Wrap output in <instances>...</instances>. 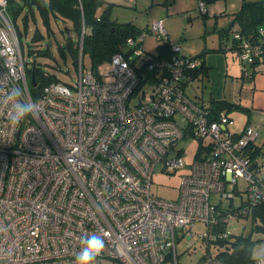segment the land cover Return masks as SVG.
Instances as JSON below:
<instances>
[{"label":"built area","instance_id":"built-area-1","mask_svg":"<svg viewBox=\"0 0 264 264\" xmlns=\"http://www.w3.org/2000/svg\"><path fill=\"white\" fill-rule=\"evenodd\" d=\"M6 7L7 0H0V264H72L81 237L92 234L105 241L96 264H178L177 229L204 223L198 239L209 247L228 238L230 218L264 203V176L250 149L259 124L248 122L234 133L225 112L211 116L186 95L202 59L173 44L165 58L147 52L148 36L157 44L168 39L162 19L127 37L103 73L83 68L81 37L74 80L49 82L33 101ZM198 10L205 12L204 0ZM229 36L224 47H233L248 76L249 64L264 51V27L255 39L238 30ZM13 86L36 105L18 124L4 102ZM189 138L205 150L182 176L177 197L152 194L156 166L184 167L177 145ZM239 179L246 198L221 211L220 202L234 198ZM211 194L218 196L216 204ZM188 234L191 246L195 234ZM196 264L228 263L208 251Z\"/></svg>","mask_w":264,"mask_h":264},{"label":"rangeland","instance_id":"rangeland-1","mask_svg":"<svg viewBox=\"0 0 264 264\" xmlns=\"http://www.w3.org/2000/svg\"><path fill=\"white\" fill-rule=\"evenodd\" d=\"M190 2L191 0H105V2L99 6L98 12L101 13L108 7V4L111 3L109 7V16L111 19L116 20L117 22L132 21L139 27H146L151 21L162 19L164 27L168 28L169 22L167 23V18L168 16L171 17L172 24H170V31H168L169 42L173 45L179 46L181 52L186 56H196L200 54L199 57H201V59L203 58V55L204 57H209L212 65L209 68L211 71V78L209 81H199L201 78L199 76V79H195L192 83L193 86H195L197 82L199 90H201L204 83V85L207 86V93L213 86V91H217V95L220 96H222L224 91L227 95L232 92V97H236L238 101L242 99L241 101L245 105H249L248 100L251 99V94H253V92H255V97H262L261 99H264V96H262L264 95V91L258 90L260 84H255V82L253 83V79L249 77L242 78L240 75V70L237 69V57L232 49H222L224 47L223 43L226 44L229 41V39L226 40V37L223 34L225 33V29L230 26L229 24L232 15L224 17L221 12H218L216 15H212L211 12H208L206 16H204L199 13L198 0H194L193 5H190ZM207 3L208 2L206 1V11ZM158 12H162L163 14L159 16ZM228 13L231 14L232 12ZM51 23L53 34L50 35L46 34L45 27L39 18H37L36 24H29L28 32L26 35L23 34L20 40L23 59L24 62H26L27 67H29L31 65L30 62L32 61V57L30 56L28 49L30 47L41 48L46 44H49L50 51L55 59L49 57V55L43 54L37 57V63H39L43 70L54 74L58 80L69 83L74 80L78 69L76 70L70 57H67L64 61L60 52L56 48V40L59 41V43H63L66 36L71 35L74 39L75 35L72 31H70L69 34L62 33L60 30L63 27V24L59 22L55 23L54 21ZM17 24L20 28L21 23L19 19L17 20ZM36 26L44 35V39L41 42L33 43L31 37L33 29ZM67 26H70V23L67 24ZM144 46L147 52L151 54L156 53V41L151 36H148L145 39ZM225 59H227L226 63L229 64L228 68L226 67ZM82 63L84 69H91L90 56L88 53L82 55ZM108 70V62H105L98 67L100 73ZM235 71H237L236 76L238 80L236 88L232 87L231 83V75L236 73ZM250 74L251 73L249 72V75ZM225 79H227L226 83ZM242 84L243 87H245V90H243L245 92L244 94H239ZM187 89L185 91L186 93ZM188 95H193L191 94L190 88L188 90ZM256 110L259 109L255 106L252 114H255ZM243 115L244 113L240 110L230 114V117L234 121L232 124L233 130H239L244 120ZM251 121L260 124L257 142L261 147V156L264 157V117L252 116ZM198 143L199 141L195 138H189L178 142L177 146L183 148L182 158L185 163L184 167L169 171L163 170L162 164L160 163L156 166L150 186L152 194L164 199H175L177 197L182 176L187 174L190 170V165L193 161ZM260 163H262L260 166V173L261 175H264V159H260ZM237 188L238 190L235 192L234 198L222 199L219 204L221 207H235L241 204L246 198V193L244 192L246 188L245 181L239 179L237 182ZM239 191H241V193H239ZM210 200L213 203H217L218 196L216 194H211ZM252 224L253 221L251 214L247 217H233L226 223V231L229 235V240H233L238 236L243 238H248L249 236L250 240L254 241L252 243L251 251L252 255H255L256 257L264 252V233L253 232ZM204 230L205 224L202 222H196L188 230H176V254L178 264H196L202 256L208 253V251L212 255H215L225 249V244L212 243L207 247L204 241L198 239V234L202 233ZM190 232L195 234V242L193 245L188 246V243L191 240V237L188 234ZM259 239L260 241H257ZM163 264H173V261L167 259Z\"/></svg>","mask_w":264,"mask_h":264},{"label":"trees","instance_id":"trees-1","mask_svg":"<svg viewBox=\"0 0 264 264\" xmlns=\"http://www.w3.org/2000/svg\"><path fill=\"white\" fill-rule=\"evenodd\" d=\"M104 2L105 0H7L6 10L20 44L22 35H26L29 30V24H36L37 18L42 21L46 34L48 35L53 34L51 27L52 21L63 24L60 30L62 33L69 34V32L72 31L75 35L74 39L70 35L65 37L63 43H59V41L55 40L57 43L56 48L64 61L67 57H70L75 68L77 67L79 42L82 37V55L84 53L89 54L91 62L90 68L93 72L97 73L98 67L101 64L108 62L113 54L120 51V46L124 44L127 37H135L142 30L146 29V27L138 28L130 21L117 22L111 19L109 16V7L111 3L108 4L105 10L99 13L98 8ZM204 2H206V0H204ZM18 19L21 23L20 28L17 24ZM69 23L70 26H67ZM233 24L236 25V28L231 30H238L247 39H255L259 28L264 27V0H244L240 9L234 13ZM231 30H229V35ZM226 31L227 29L225 32ZM43 39L44 35L42 32L37 26L34 27L31 41L33 43H38ZM170 46L171 43L169 42V38L166 42L156 43V53L152 55L157 58L168 57V55H170ZM28 51L32 57V61L29 67H27L25 62V75L30 98L36 101L44 85L51 81L58 80L54 74L43 70L39 63H37V57L43 54L49 55V57L53 59H55V57L50 51L49 44L41 48L30 47ZM262 53H264V51H262ZM196 57H199V55H196ZM257 57L249 65H252ZM202 68L201 65L199 68L195 69L192 75L196 77ZM32 72L36 79L35 86H31L30 84V75ZM210 101L209 106L206 107L210 110L211 116L218 114L221 110L229 112L233 109L240 108L239 105L225 100ZM201 105L205 106L204 104ZM204 150L205 149L199 144L193 159L201 158ZM220 209L221 211H226L228 207H220ZM232 210H234V208H232ZM249 214L252 215V231L264 233V203H257L252 206ZM249 214H244V217H247ZM257 241H260V239ZM253 242L254 241L250 240L249 236L248 238L238 236L233 240L226 238L219 242L220 244H225V249L215 255L228 264L248 263L254 259L251 251ZM262 254H264V252H262Z\"/></svg>","mask_w":264,"mask_h":264},{"label":"crops","instance_id":"crops-1","mask_svg":"<svg viewBox=\"0 0 264 264\" xmlns=\"http://www.w3.org/2000/svg\"><path fill=\"white\" fill-rule=\"evenodd\" d=\"M206 1L208 2L207 3V11L205 10V12L203 14H201V15L206 16V14L208 12H211L212 15H216L218 12H221V14L224 15V17L232 15L231 16L232 19H231L230 24H229L230 26L227 28V31L223 34L226 37V40H227L229 38V30L236 28V25L233 24L234 13L237 12L240 9V7L242 5V2L244 0H206ZM249 1H259V0H249ZM193 3H194V0H191L190 5H193ZM205 9H206V5H205ZM224 12H227V13H224ZM228 12H232V13L229 14ZM162 14H163L162 12H158L159 16L162 15ZM171 20H172V18L168 16L167 23L169 22V26H168V28H165L167 34H168V31H170L169 27H170V24H172ZM130 22H132V21H130ZM133 24L136 27H138V28H144V27L137 26L135 23H133ZM148 25L149 24H147V26ZM226 44H228V43H226ZM226 44L223 43L224 46ZM222 49L227 50V49H230V48L223 47ZM198 55L200 56V54H198ZM235 56L237 57L236 53H235ZM236 59L238 61L237 69L240 70V75L242 76V78H248L249 77V78L253 79V83L255 82V84L256 83L260 84L258 90L264 91V53L260 54L257 57L256 61L252 65L248 66V70L251 73L249 76H245L243 74V72L240 69V62H239L238 57ZM226 60L227 59H225V63H226ZM232 64H234V63H232ZM201 65H202L203 68H202V70L200 72H198V74L196 75L195 79L198 80L199 79L198 77L200 76L201 78L199 79V81L200 80L203 81V82L206 81V80L209 81V79L211 78V71H210L209 68L212 66L209 57H204V55H203L202 64ZM226 65H227L226 67L228 68L229 64L226 63ZM235 72L236 73H233L231 75V78H232L231 79V83H232V87L236 88L238 80H237V76H236L237 71H235ZM226 80L227 79H225V83H226ZM189 88L191 89V94H193V95H190L191 97L188 95ZM225 88H224V90H225ZM186 89H187V93L186 92L185 93L191 100H193L195 102H198L200 104H204L205 106H209V104L211 102L210 100H225V101L231 102V103H233L235 105H239L240 108L233 109V110H231L229 112L226 111V110H221V111L225 112L228 115V117H229L228 128L234 133L241 132L242 129L244 128V126L248 122H251V117L252 116L264 117V99H261L262 97H259V98L255 97V92H253V94H251V99L248 100V104L249 105H245V104L242 103V101H241L242 99H240L238 101L236 99V97H232V95H231L232 92L228 93V95H227L225 93V91H224L222 96H220V95H217V91L216 92L213 91V86H212L211 90L207 93V86L204 85V83H203V87H202L201 90H199V86H198L197 82H196L195 86L190 85V86L185 88V91H186ZM243 90H245V87H243V84H242L241 91L239 92V94H241V93L244 94L245 91H243ZM254 90H255V88H254ZM262 96H264V95H262ZM192 98H194V99H192ZM255 106L258 107L259 110H256L255 114H252L253 113V109H255ZM237 110H240V111H242V113H244V115H243L244 116V120H243V122L241 124V127L239 128L238 131L232 129V124L234 123V121L230 117V114L232 112H237ZM259 128H260V124H259ZM258 135H259V133H258ZM257 139H258V136H257V138L255 140L254 146L252 148H250V149H251V157H252L253 163L255 165V168L260 173V171H261L260 166L262 165V163H260V159H264V157L261 156V154H262L261 147L258 144ZM262 176H264V175H262Z\"/></svg>","mask_w":264,"mask_h":264},{"label":"clouds","instance_id":"clouds-1","mask_svg":"<svg viewBox=\"0 0 264 264\" xmlns=\"http://www.w3.org/2000/svg\"><path fill=\"white\" fill-rule=\"evenodd\" d=\"M23 96L22 88L13 86L4 98V102L10 105L9 119L14 124L32 115L36 109V105L24 100ZM80 244V251L76 254L72 264H96L97 258L102 255L105 248L104 238L96 234L83 236ZM254 258L257 259V264H264V257L257 258L254 255Z\"/></svg>","mask_w":264,"mask_h":264},{"label":"water","instance_id":"water-1","mask_svg":"<svg viewBox=\"0 0 264 264\" xmlns=\"http://www.w3.org/2000/svg\"><path fill=\"white\" fill-rule=\"evenodd\" d=\"M30 84H31V86H35L36 85V79H35V76H34L33 72L30 75Z\"/></svg>","mask_w":264,"mask_h":264}]
</instances>
